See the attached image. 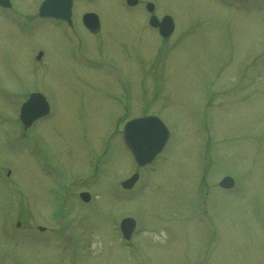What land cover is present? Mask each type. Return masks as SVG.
I'll return each mask as SVG.
<instances>
[{
    "label": "rangeland",
    "instance_id": "374dc122",
    "mask_svg": "<svg viewBox=\"0 0 264 264\" xmlns=\"http://www.w3.org/2000/svg\"><path fill=\"white\" fill-rule=\"evenodd\" d=\"M41 1L13 0L12 14L38 18ZM123 1H77L79 15L101 16L96 37L81 33L85 53L97 65H119L121 81L69 59L61 27L25 18L23 31L0 18V87L17 93L0 95V114L8 115L0 122V165L19 190L0 171V264H264V1L234 9L225 0H148L176 22L168 45L147 25L145 1L127 11ZM36 47L49 59L33 68ZM33 85L53 103L52 115L35 126L44 152L64 171L72 167L62 184L42 176L44 153L13 124L12 103ZM107 89L120 98L109 101ZM147 109L160 114L172 138L125 192L119 183L133 164L115 129L128 113ZM90 144L109 147L94 156V172L84 167ZM226 175L234 188H220ZM77 188L93 200H76ZM128 216L141 229L134 252L118 245V224ZM10 218L21 225L15 232Z\"/></svg>",
    "mask_w": 264,
    "mask_h": 264
},
{
    "label": "water",
    "instance_id": "95a60500",
    "mask_svg": "<svg viewBox=\"0 0 264 264\" xmlns=\"http://www.w3.org/2000/svg\"><path fill=\"white\" fill-rule=\"evenodd\" d=\"M57 1V3H56V10H55V12H51V8H50V5H51V3L53 2V0H47V2H45L42 6H41V12H40V14L42 15V16H47L48 14H53V15H56V16H60V14H61V7H65L66 8V10H67V13H70V6H71V1L72 0H56ZM60 3H63V5L61 6V5H59ZM91 15L90 14H88L87 16H86V18H85V20L86 19H88V17H90Z\"/></svg>",
    "mask_w": 264,
    "mask_h": 264
}]
</instances>
